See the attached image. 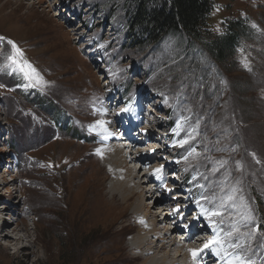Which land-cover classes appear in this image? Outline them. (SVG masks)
Segmentation results:
<instances>
[{"label": "rangeland", "instance_id": "obj_1", "mask_svg": "<svg viewBox=\"0 0 264 264\" xmlns=\"http://www.w3.org/2000/svg\"><path fill=\"white\" fill-rule=\"evenodd\" d=\"M4 4L0 11V264H143L142 258L133 260L136 252L130 251L138 233L134 220L127 219L131 209L120 224L109 222L110 172L95 158L100 138L97 141L96 130L91 129L98 121V104L109 112L104 118H109L140 96L146 98L141 101H153L154 112L147 113L159 123L156 128L172 123L169 132L176 128L174 133L182 132V137L176 142L164 140L175 146L164 158L150 160L149 154L143 155L148 169L130 161L128 168L138 176L134 182L142 176L139 181H149L148 188L161 184V174L147 173L153 166L175 162L172 156L190 176L181 186L178 170L167 169L165 184L170 192L155 203L145 197L146 211L158 216L166 207L170 214L171 202L181 205L184 200L183 206L193 211L207 206L211 210L232 195L222 216L216 217L222 221L221 234L238 223L239 233L228 243H237L241 254L249 256V264H264V259L260 261L264 257V0L214 1L209 18L213 33L226 32L232 20L249 28L247 39L238 45L236 68L226 67L228 71L176 37L158 46H129L125 9L117 0H1L0 6ZM8 41L19 48L21 62L36 70L39 83L27 80L11 63L14 50ZM111 88L110 96L103 99ZM136 109L140 116L139 106H129L127 112L133 116ZM121 123L129 124L124 116L116 122L119 129ZM138 130L142 126L134 127L132 136ZM190 133L193 138L179 146ZM150 134V147L165 145L162 138L158 142V133L150 129ZM147 149L141 144L132 154L142 155ZM193 149L194 155L188 156ZM220 161L226 163L221 166ZM162 190L154 196L160 198ZM151 252L144 258L164 256Z\"/></svg>", "mask_w": 264, "mask_h": 264}, {"label": "bare ground", "instance_id": "obj_2", "mask_svg": "<svg viewBox=\"0 0 264 264\" xmlns=\"http://www.w3.org/2000/svg\"><path fill=\"white\" fill-rule=\"evenodd\" d=\"M6 4L0 6V11L5 9ZM11 15L12 13H10L7 16H3V18H8ZM112 89L113 88L109 89L107 91V94L105 93L103 99H106L107 97L110 96ZM143 96H145V94ZM110 101H112V99ZM148 102H150V100ZM97 106H99L100 108V110H95L97 114L95 119H97L98 121L93 123L91 129L96 130L94 134L97 137V141L100 138V144L97 147V149H95V151L99 150L101 155H98V157H95V158L98 159L97 161L100 162L99 164L107 167L109 170L108 172H110L109 173L110 180L107 178L110 182L108 184L109 185L108 194L110 195L109 205H110V208H112L113 210L109 209L110 211L109 216L111 217V218L109 217L110 218L109 222L110 224L112 223V225L118 224L120 220H122L121 218L123 215H125L127 210L131 209L130 216L128 215L129 218L127 219L128 220L130 219V221L134 220L133 223L136 225V227H138L137 228L138 233L136 236L132 237V242H131L132 246L130 247V251L136 252V255H133L132 259L138 260L142 258L143 264H228L229 259H232L235 256H239L246 262L249 261V256L241 254L240 250L237 247L230 248V247L225 246L227 249L226 252H222L220 253V255H217L213 251L214 247H217L216 245H210L208 248H205L204 245L208 243L209 241H211L216 235L209 236V232H207L206 229L199 227V225L201 224L200 220L202 219V217H200L201 209L194 207V211H193V207L183 206L187 202V200H184L183 202L185 203L181 205H177L174 202H171L173 212L170 214H166V211H165L166 207L164 209L161 208L163 207L164 203H161L159 204L161 206H158L160 207V209H162L160 210L158 216L157 214H153V212L151 213L150 211H146V209H148L147 208L148 206L146 204L145 197H149V199L151 200V203L153 202L152 199L154 198V203H155L156 200L166 198V196L170 192V189L165 184V172L167 169H171L172 166L174 165L173 163H167L164 166H158V167L153 166L152 168L149 169L150 172L147 173V175H150L151 173L157 174L156 173L157 168L161 169L158 175L161 174L160 176H162L163 178V181L161 184L160 183L154 184L155 186L153 185L154 187L152 188L147 187V183L149 181L148 182L139 181L143 179L142 176L138 180V182H134L137 179L136 177L138 176L132 175L133 171H131V168H128L127 166L128 163H130V161H133L135 159V161L138 164H143L148 169L149 164H144L145 157L143 155L149 154L150 160L155 159L156 157H159V156H162V158H164V155L168 151L173 149L172 145L168 146L167 144H165L160 147L161 144L158 146L156 145V143L154 144L151 143V147H150V142H148L149 141L148 138L152 137V135L150 134V129H152V131H154L155 133H159V131L156 130L157 129L156 127L159 126V123L153 120L152 118H150L151 115L147 113V111H153V108H152L153 101L150 103H147V100L138 101V97H134L133 100H130L126 108L128 109L129 106H139L143 110V113H141L140 116H139L138 109H136V111L133 113V116H130L127 111L119 112L120 110H118L117 112H114L112 114L110 113L112 117L104 118L105 115L107 116L109 115V112L103 111V108L101 107L100 104H98ZM147 107H149V109L145 111V108ZM122 116H124L129 123L127 125H123L122 123L120 124L122 130H124V134L122 135L123 138L119 137L118 135H114L118 132L119 130L118 128H120L119 124L116 125V122ZM156 117L158 118V120H161L160 115L156 114ZM139 118H140V121H139ZM101 123H103V128L100 127ZM139 126H142L143 130H138L137 135L132 136V133L134 132L133 131L134 127H139ZM105 129L107 131H105ZM175 129L173 128V132H169L164 135V138L168 140L169 142L177 141V139L181 137L182 135V132H178L179 134L176 135L174 133ZM109 130H110V134L106 135L107 132L109 133ZM119 140H123V141L119 143L118 142ZM160 141L161 140L159 138L158 142L160 143ZM141 144L146 145L147 147H149V149H147L145 153L142 155H139L138 154L139 152L132 154L134 153L133 150L136 149L137 147H140ZM96 155H97V152H96ZM126 155H130L129 157L127 156L129 158L128 160L125 159ZM151 155L153 156V158H151ZM150 166H152V164ZM153 168L155 170H153ZM143 176H145V174H143ZM172 178H174V176ZM149 180H152V179L149 178ZM159 189H163V190L161 191L160 198H156L157 194L160 192ZM163 191L165 192L163 193ZM154 193L156 194V196H154ZM199 202L201 203V201ZM174 208H176V210ZM207 208H209V206H207ZM117 210H119L118 213L115 212ZM95 212L96 211H94L93 213ZM193 212L196 215L195 217H192V215L194 214ZM0 220H1V217H0ZM0 225H2L1 222H0ZM177 225H181L180 232H179V229H177ZM185 225H187V227H185ZM163 228H167V229L165 231H162ZM121 229L126 230L124 227H122ZM15 232L17 231L14 230L13 233ZM35 233L37 234L36 228H35ZM177 235H179L180 242H177L176 240ZM220 236L222 238L224 237L221 234V232H220ZM13 240L16 243L20 242V238L19 239L16 238ZM10 241L12 240L10 239ZM234 244H237V243H234ZM21 249H23L22 246L19 247L17 253ZM172 250L175 253L173 257H171V254H170L171 252H173ZM191 250H201L199 251V255L197 256L195 260L193 259ZM151 251H156L157 254L161 253L164 256L160 260L156 259L155 255L154 257L144 258ZM221 256L225 258L222 259Z\"/></svg>", "mask_w": 264, "mask_h": 264}, {"label": "trees", "instance_id": "obj_3", "mask_svg": "<svg viewBox=\"0 0 264 264\" xmlns=\"http://www.w3.org/2000/svg\"><path fill=\"white\" fill-rule=\"evenodd\" d=\"M214 1L117 0L125 9L124 22L126 34L130 37L129 46H158L162 41L176 37L180 42L186 41V48L199 50L220 68L234 69L239 42L247 39L249 28L238 20H232L227 24L226 32L213 33L209 18Z\"/></svg>", "mask_w": 264, "mask_h": 264}, {"label": "snow or ice", "instance_id": "obj_4", "mask_svg": "<svg viewBox=\"0 0 264 264\" xmlns=\"http://www.w3.org/2000/svg\"><path fill=\"white\" fill-rule=\"evenodd\" d=\"M0 39H3V38H0ZM8 43L12 45V48L14 50V55L9 57V60L11 61V63L13 65L17 66L18 70L21 73H23L24 77L27 80H29L30 82L35 80L36 83H39L40 80L38 78V74L36 73V70L34 68H32V66L30 64H28L26 61L21 62V60L19 59L20 57H22V53L20 52L19 48H17V46L12 41H8ZM32 86H35V84H32ZM123 111H128V109L125 108ZM100 127L103 128V123H101ZM179 128H180V125L178 124L177 129H179ZM105 131H107V130L105 129ZM177 134H179V133L177 132ZM105 138H107V137H105ZM192 138L193 137L190 133L188 139L181 140L178 142L179 146L183 147L185 144H187L189 142V139H192ZM194 152H195V150L193 149L192 151H190L188 153V156H193ZM97 155H101L99 150H97ZM187 159H188V157L186 156L185 160H187ZM219 163L221 166H223V164H225L226 161H220ZM160 171H161V169H157L156 173L158 174ZM233 199H234V197L232 195H228L227 197H225L224 199L221 200V203L217 208L212 209V210L201 208L200 214L202 216H204V218L209 221L210 225H214L216 222L212 218L213 217H221L222 216L221 210L224 209L225 202L226 201H232ZM197 203L199 204V201H197ZM185 227H187V225H185ZM213 230L216 232V236H214V238L211 241H209L208 243H206L204 245L205 248H208L210 245H216L217 248H214L213 251L217 255H220V253L226 252V250H227L225 247L226 244L228 245V247H233V248L238 247V245L228 243V238H231L234 233H239L238 223H233L231 225V229L225 233L223 238L220 236V233L216 227H214ZM191 251H192L193 259L195 260L197 258V256L199 255V251H201V250H191ZM221 258L224 259L225 257L221 256ZM228 264H249V262H246L245 260H243L239 256H235L232 259L228 260Z\"/></svg>", "mask_w": 264, "mask_h": 264}]
</instances>
